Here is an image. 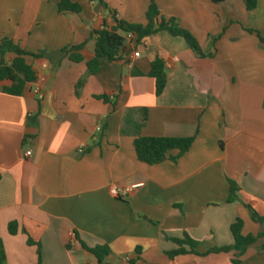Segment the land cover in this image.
<instances>
[{
	"label": "crops",
	"instance_id": "crops-1",
	"mask_svg": "<svg viewBox=\"0 0 264 264\" xmlns=\"http://www.w3.org/2000/svg\"><path fill=\"white\" fill-rule=\"evenodd\" d=\"M59 1L0 0V43L45 55L27 58L37 81L24 96L0 86L4 264H100L83 244L110 248L101 264H264V237L243 254L169 257L185 237L201 254L233 247L237 219L245 236L264 234L248 208L264 218V0L251 11L244 0H72L79 13L60 12ZM152 2L212 56L160 32L141 45L127 39L119 61L103 59L84 81L92 33L114 24L111 13L145 25ZM82 44V63L62 52ZM157 58L167 75L160 96L147 76ZM142 109L139 136L194 138L189 151L176 162L139 161L125 118L140 123ZM231 182L238 193L229 202Z\"/></svg>",
	"mask_w": 264,
	"mask_h": 264
},
{
	"label": "trees",
	"instance_id": "trees-1",
	"mask_svg": "<svg viewBox=\"0 0 264 264\" xmlns=\"http://www.w3.org/2000/svg\"><path fill=\"white\" fill-rule=\"evenodd\" d=\"M214 3H222L225 0H212ZM247 10L251 11L257 7V0H244ZM60 12L71 11L79 13L81 7L72 0H60L58 3ZM113 25L103 26V29L94 31L91 39L95 40L94 55L91 60L86 63L87 71L84 81L88 77H92L101 72V61L103 59L109 62H117L120 60V53L127 42L128 36H131L136 45H141L147 38H150L160 32H167L173 37L183 38L193 52L200 58L211 57V53H204L191 33L181 28L179 22L175 18L166 19L162 16L158 6L152 2L146 12V24H130L120 20L115 13H111ZM252 32V31H251ZM261 43L264 39L258 35ZM84 44L77 46H68L62 52L66 53L68 59L79 64L84 61L81 51ZM43 53L32 54L15 44L11 39H3L0 43V86L4 94L13 97H22L25 95L28 86L36 83L37 74L32 65H29L27 58L33 60L43 59ZM155 81L156 95L160 96L167 85V75L165 73V63L162 59L157 58L151 64V70L147 75ZM107 101L106 97H102ZM147 121V110H141V122L133 123L130 114L125 118V123L133 127L135 132L134 149L139 161L150 166L160 164L170 160L176 162L184 156L191 148L194 138H166V137H141L140 130L145 126ZM172 151H177L176 156H171ZM238 193V186L230 183L229 202L235 200ZM252 220L256 223H263L264 218L260 217L251 206H248ZM243 221L237 219L231 225V234L233 236V247L213 248L201 254L198 251L199 243L193 241L189 237L183 240H174L179 249L169 253L170 259L185 254H194L197 256H208L210 254L228 253L232 250L243 254L246 249L254 245L264 234L258 236L243 234ZM8 232L14 236L18 232V223L12 222L8 226ZM28 245H35L29 238ZM83 249L93 255L101 264L104 258L109 257L111 250L107 245H100L94 249L82 245ZM38 255L40 258V247L38 246ZM6 261L5 249L2 241H0V264ZM40 264V263H39Z\"/></svg>",
	"mask_w": 264,
	"mask_h": 264
},
{
	"label": "built area",
	"instance_id": "built-area-1",
	"mask_svg": "<svg viewBox=\"0 0 264 264\" xmlns=\"http://www.w3.org/2000/svg\"><path fill=\"white\" fill-rule=\"evenodd\" d=\"M127 39H131V36H128V38ZM37 94L40 92V89L39 88H37L36 89V91H35ZM97 131H101V127H99V128H97ZM81 151H83V147H81V149H80ZM27 157H29V156H31V153L30 152H28L27 154ZM140 185H136V186H133V187H131V189H135V188H138ZM131 189H127L124 193H127V192H129ZM111 194L113 195V196H115V197H117V196H119V191H118V189L117 188H112L111 189ZM73 242V245L75 244V241H72Z\"/></svg>",
	"mask_w": 264,
	"mask_h": 264
}]
</instances>
